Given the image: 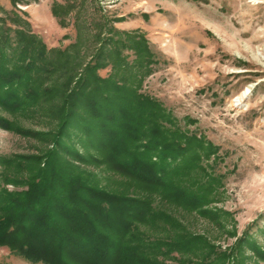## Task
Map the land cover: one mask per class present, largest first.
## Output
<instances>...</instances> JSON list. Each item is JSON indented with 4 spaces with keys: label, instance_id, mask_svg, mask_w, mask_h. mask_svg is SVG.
Instances as JSON below:
<instances>
[{
    "label": "trees",
    "instance_id": "1",
    "mask_svg": "<svg viewBox=\"0 0 264 264\" xmlns=\"http://www.w3.org/2000/svg\"><path fill=\"white\" fill-rule=\"evenodd\" d=\"M17 36L19 57V44L0 35V107L47 115L48 128L1 113L0 126L48 147L0 155V247L43 264H248V249L264 260L248 232L223 248L179 215L223 226L211 207L221 178L205 163L217 148L140 91L154 62L144 37L115 41L134 49L132 63L101 50L83 67ZM112 58L114 71L101 76Z\"/></svg>",
    "mask_w": 264,
    "mask_h": 264
},
{
    "label": "rangeland",
    "instance_id": "2",
    "mask_svg": "<svg viewBox=\"0 0 264 264\" xmlns=\"http://www.w3.org/2000/svg\"><path fill=\"white\" fill-rule=\"evenodd\" d=\"M18 32L45 45L52 60L70 57L83 67L97 63L101 50L113 56L120 52L132 63L134 49L116 47L115 41L125 42L127 34L144 37L154 62L140 91L217 148L205 163L221 178L211 207L220 210L223 226L179 215L223 248L248 232L264 249V0H0V35L19 44L17 57L23 47ZM114 61L99 66L98 73L111 74ZM245 90L244 102L237 104ZM0 113L19 118L26 128H48L47 115L27 117L3 107ZM44 147L0 126V155L33 154ZM247 252L252 256L248 264H264ZM0 263L43 264L27 261L7 246L0 247Z\"/></svg>",
    "mask_w": 264,
    "mask_h": 264
},
{
    "label": "bare ground",
    "instance_id": "3",
    "mask_svg": "<svg viewBox=\"0 0 264 264\" xmlns=\"http://www.w3.org/2000/svg\"><path fill=\"white\" fill-rule=\"evenodd\" d=\"M247 94V90H245L240 96H238V99H236V101H239L237 104H241L242 102H244L245 100V96Z\"/></svg>",
    "mask_w": 264,
    "mask_h": 264
}]
</instances>
